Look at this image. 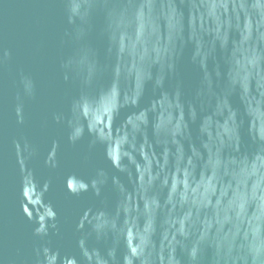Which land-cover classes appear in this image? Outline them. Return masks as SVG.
Wrapping results in <instances>:
<instances>
[{
    "label": "clouds",
    "instance_id": "obj_1",
    "mask_svg": "<svg viewBox=\"0 0 264 264\" xmlns=\"http://www.w3.org/2000/svg\"><path fill=\"white\" fill-rule=\"evenodd\" d=\"M59 2L66 25L60 43L69 49L59 72L66 83L78 84L79 94L51 119L66 129L69 144L87 135L90 149L102 145L116 173L98 168L87 179L72 175L65 190L73 197L91 192L99 198L111 185L115 202L87 210V218L82 214L77 221L80 259L61 256L47 240L59 234L55 207L47 205L35 219L25 215L26 198L35 199L40 191L28 169L38 148L26 136L13 138L21 211L36 225L33 236L39 241L25 264H264V0ZM97 14L104 19L106 63L90 40ZM188 44L201 75L193 98L185 101L179 84L169 92L165 82L176 74ZM0 52L2 71L11 52ZM107 74L110 82L98 86ZM148 83L159 92L156 114L151 104L139 108ZM17 88L12 112L23 126L37 89L23 71ZM233 95L242 111L232 106ZM125 108L139 110L130 112L134 119L117 132L110 126ZM197 121L199 147L191 131ZM2 134L0 112V140ZM53 144L59 147V141ZM44 162L51 169L59 166L47 156ZM45 183L50 189L51 180ZM93 238L110 246L103 253L90 248Z\"/></svg>",
    "mask_w": 264,
    "mask_h": 264
},
{
    "label": "water",
    "instance_id": "obj_2",
    "mask_svg": "<svg viewBox=\"0 0 264 264\" xmlns=\"http://www.w3.org/2000/svg\"><path fill=\"white\" fill-rule=\"evenodd\" d=\"M62 7L59 0H0V50L11 52V59L0 71V112L3 116V134L0 140V264H25L31 259L33 248L39 243L33 236L36 225L29 222L21 211V169L18 168L12 150L13 138L26 136L38 148V155L28 162V169L34 175L40 191L35 193V199H31V194L26 198L25 215L35 219L42 210H46L47 205L52 204L55 207L59 234H50L47 240L50 241V247L58 250L61 256H75L80 259L77 221L82 214L84 219L87 218V210L94 211L115 202L111 185L103 190L99 198L91 192L73 197L65 190V180L69 176L78 175L87 179L98 168H105L110 174L116 173L105 159L102 145L98 144L90 149V137L87 135L76 145L69 144L66 129L51 119L53 113L66 111L71 99L79 94L78 84L66 83L59 72L61 56L69 53V49L62 48L60 43L66 26ZM103 23V15L97 14L93 20L94 31L90 40L101 63H106L107 42L100 36ZM192 51L193 46L188 44L177 63L176 74L165 82V90L169 92L174 91L179 84L185 101L193 98L201 75L199 69L191 63ZM217 60L223 67L222 54L219 52ZM21 71L35 81L37 98L27 103V122L18 126L12 107ZM110 80L111 76L107 74L98 86H106ZM158 95L159 92L154 91L152 83H148L139 108H148L151 104V111L156 114L161 110V101L155 100ZM230 99L234 108L243 110L237 95ZM138 110L122 109L116 123L110 127L117 132L124 130L134 119V115L129 116V113ZM154 119L164 122L162 115H154ZM198 125L199 121L191 125L192 138L197 147ZM242 135L247 143V124ZM148 136L150 140L153 139L151 128L148 129ZM54 140L59 141L58 148L53 144ZM46 156L50 161L58 160L59 166L56 169L47 167L44 162ZM47 180H51L50 189L45 183ZM68 186L72 187L70 181ZM101 200L105 202L102 204ZM87 243L88 247L98 248L102 253L110 246V242H97L94 238ZM123 251L121 245L120 254ZM66 264H71V261Z\"/></svg>",
    "mask_w": 264,
    "mask_h": 264
}]
</instances>
